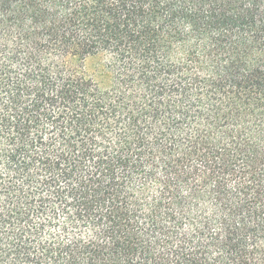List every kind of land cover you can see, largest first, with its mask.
I'll return each mask as SVG.
<instances>
[{"label": "trees", "instance_id": "obj_1", "mask_svg": "<svg viewBox=\"0 0 264 264\" xmlns=\"http://www.w3.org/2000/svg\"><path fill=\"white\" fill-rule=\"evenodd\" d=\"M0 264H264V0H0Z\"/></svg>", "mask_w": 264, "mask_h": 264}, {"label": "rangeland", "instance_id": "obj_2", "mask_svg": "<svg viewBox=\"0 0 264 264\" xmlns=\"http://www.w3.org/2000/svg\"><path fill=\"white\" fill-rule=\"evenodd\" d=\"M91 65H92V63L91 62H88V64H87L88 70H91Z\"/></svg>", "mask_w": 264, "mask_h": 264}]
</instances>
